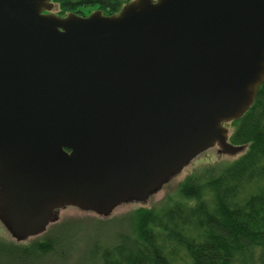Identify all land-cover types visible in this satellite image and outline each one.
I'll return each mask as SVG.
<instances>
[{
    "label": "water",
    "instance_id": "95a60500",
    "mask_svg": "<svg viewBox=\"0 0 264 264\" xmlns=\"http://www.w3.org/2000/svg\"><path fill=\"white\" fill-rule=\"evenodd\" d=\"M0 0V222L16 240L71 206L145 203L264 82V0H127L114 14Z\"/></svg>",
    "mask_w": 264,
    "mask_h": 264
},
{
    "label": "trees",
    "instance_id": "16d2710c",
    "mask_svg": "<svg viewBox=\"0 0 264 264\" xmlns=\"http://www.w3.org/2000/svg\"><path fill=\"white\" fill-rule=\"evenodd\" d=\"M50 2L51 12L64 16L93 9L114 14L127 0ZM225 125L229 141L244 146L232 160L209 161L186 175L173 196L139 203L113 222L117 230L89 234L78 227L80 241L69 240L60 231L80 223L72 220L30 241L0 234L4 264H69L73 258V264H264V82L249 109Z\"/></svg>",
    "mask_w": 264,
    "mask_h": 264
},
{
    "label": "rangeland",
    "instance_id": "374dc122",
    "mask_svg": "<svg viewBox=\"0 0 264 264\" xmlns=\"http://www.w3.org/2000/svg\"><path fill=\"white\" fill-rule=\"evenodd\" d=\"M94 10L96 9H93L92 11ZM92 11H90L89 13H91ZM237 154L238 153L233 154V155L221 154L218 151V148L216 146L209 150H206L205 152L197 156L188 166H186L180 174H178L175 178L171 179L168 183L163 185L162 188L158 192L151 195L149 199L145 202V204H150L152 202L160 201L162 199H165L167 196H173L176 193L179 182L183 180L184 177L188 175L190 172H194L197 168L200 169L207 162L214 161L217 159L218 160L219 159L232 160L233 158H235V156H237ZM202 159H205V160H202ZM138 204L139 203L120 204L107 217H101L94 212L82 211L76 207L68 206V207L60 209L58 211V219L55 222L49 224L46 230L43 233L39 234L38 236L41 237L45 232L47 233L48 230H51V227L54 224H63L66 221H72V220H78L76 222H80V223H77V227L74 226V224H72L71 226L64 225L63 229L60 231V236L61 235L63 236L65 234V236L68 237L69 240L78 239L80 241L81 238L78 236V234H75V230L78 227L83 228L84 226L85 228L84 232L89 233V234L95 233L96 231L100 233H105V230H111V229L117 230L118 227L113 222L120 220V218L126 215L128 212H130L131 209L139 206ZM106 221H109V222L106 223ZM99 222H103L104 224L105 223L106 224L105 225H103V223L99 224ZM3 231H5V233L7 232L6 235ZM0 234L3 235L5 238H7V234L11 237V235L8 233L5 227L1 224V222H0ZM96 234L100 235L98 233ZM0 238L3 239V237L1 236ZM11 239H14V238L11 237ZM30 239H32V237L28 238L27 241H30ZM77 252H78L77 256H79L80 252L79 251ZM75 259L76 258H73V262L75 261ZM5 260H6V256H4L0 252V264H4ZM73 262H70L69 264H73ZM79 262L80 260L77 259L74 264H79Z\"/></svg>",
    "mask_w": 264,
    "mask_h": 264
},
{
    "label": "bare ground",
    "instance_id": "6f19581e",
    "mask_svg": "<svg viewBox=\"0 0 264 264\" xmlns=\"http://www.w3.org/2000/svg\"><path fill=\"white\" fill-rule=\"evenodd\" d=\"M227 128H228V140H229V135H230V128H229V126H226ZM238 146H241L242 147V149L244 148V146L243 145H238ZM209 150V149H208Z\"/></svg>",
    "mask_w": 264,
    "mask_h": 264
}]
</instances>
